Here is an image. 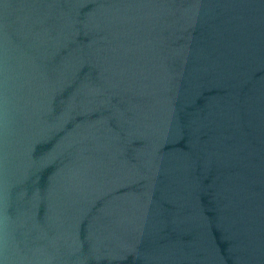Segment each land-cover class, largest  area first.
<instances>
[{"label":"water","instance_id":"95a60500","mask_svg":"<svg viewBox=\"0 0 264 264\" xmlns=\"http://www.w3.org/2000/svg\"><path fill=\"white\" fill-rule=\"evenodd\" d=\"M0 264H264V0H0Z\"/></svg>","mask_w":264,"mask_h":264}]
</instances>
